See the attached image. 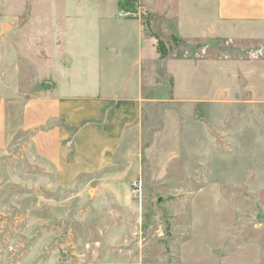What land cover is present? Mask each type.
I'll return each mask as SVG.
<instances>
[{
    "label": "rangeland",
    "instance_id": "374dc122",
    "mask_svg": "<svg viewBox=\"0 0 264 264\" xmlns=\"http://www.w3.org/2000/svg\"><path fill=\"white\" fill-rule=\"evenodd\" d=\"M127 3L155 48L139 117L107 166L64 183L22 124L52 85L33 64L52 26L0 0V264H264V24L214 19L213 0Z\"/></svg>",
    "mask_w": 264,
    "mask_h": 264
},
{
    "label": "crops",
    "instance_id": "0c3cea01",
    "mask_svg": "<svg viewBox=\"0 0 264 264\" xmlns=\"http://www.w3.org/2000/svg\"><path fill=\"white\" fill-rule=\"evenodd\" d=\"M123 1L128 4L127 0H33L38 20L52 26L36 32L35 74L39 81L52 76V85L45 94L26 101L22 124L37 128L30 139L34 156L64 183L107 166L140 114L141 67L152 62L155 48L138 20L117 16ZM213 4L214 19L264 24V0H213ZM196 12L192 11L193 17L199 16ZM129 50L136 61L125 55ZM4 118L1 112L0 151L5 145Z\"/></svg>",
    "mask_w": 264,
    "mask_h": 264
},
{
    "label": "trees",
    "instance_id": "16d2710c",
    "mask_svg": "<svg viewBox=\"0 0 264 264\" xmlns=\"http://www.w3.org/2000/svg\"><path fill=\"white\" fill-rule=\"evenodd\" d=\"M157 51H158V53L160 54V57H161V58H163V57L166 56V51H165L163 45L158 44V45H157Z\"/></svg>",
    "mask_w": 264,
    "mask_h": 264
}]
</instances>
